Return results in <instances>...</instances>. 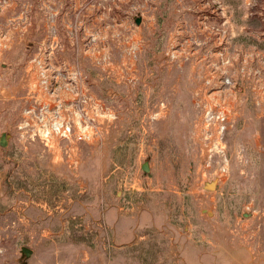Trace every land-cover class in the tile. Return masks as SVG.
<instances>
[{
  "label": "rangeland",
  "instance_id": "rangeland-1",
  "mask_svg": "<svg viewBox=\"0 0 264 264\" xmlns=\"http://www.w3.org/2000/svg\"><path fill=\"white\" fill-rule=\"evenodd\" d=\"M1 134L0 264H264V0H0Z\"/></svg>",
  "mask_w": 264,
  "mask_h": 264
},
{
  "label": "built area",
  "instance_id": "built-area-1",
  "mask_svg": "<svg viewBox=\"0 0 264 264\" xmlns=\"http://www.w3.org/2000/svg\"><path fill=\"white\" fill-rule=\"evenodd\" d=\"M51 126H53L54 131H56L57 133H60L64 136L69 135L70 133V125L64 121H54ZM47 134H49V132H47ZM84 136V134H80V138H82Z\"/></svg>",
  "mask_w": 264,
  "mask_h": 264
},
{
  "label": "water",
  "instance_id": "water-1",
  "mask_svg": "<svg viewBox=\"0 0 264 264\" xmlns=\"http://www.w3.org/2000/svg\"><path fill=\"white\" fill-rule=\"evenodd\" d=\"M5 145H6V142H5V134H1V136H0V146L4 147ZM142 169H143L144 172H147L148 171V169L146 168V166H142ZM207 189L208 190H212L213 189V186L212 185H209V186H207ZM21 252L25 256H29L31 254L30 250H28L26 248H21Z\"/></svg>",
  "mask_w": 264,
  "mask_h": 264
}]
</instances>
